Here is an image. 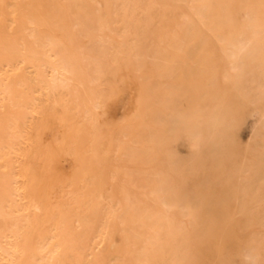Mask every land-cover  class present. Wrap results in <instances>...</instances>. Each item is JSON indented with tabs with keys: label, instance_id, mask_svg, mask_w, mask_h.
Returning <instances> with one entry per match:
<instances>
[{
	"label": "bare ground",
	"instance_id": "obj_1",
	"mask_svg": "<svg viewBox=\"0 0 264 264\" xmlns=\"http://www.w3.org/2000/svg\"><path fill=\"white\" fill-rule=\"evenodd\" d=\"M95 2L0 0V264H264V236L247 229L264 227V205H188L242 203L244 183L264 185V150L229 163L248 175L216 199L175 187L172 172L194 169L167 170L164 138L208 121L218 149L216 125L240 113L212 109L197 83H250L244 103L264 107V0Z\"/></svg>",
	"mask_w": 264,
	"mask_h": 264
},
{
	"label": "rangeland",
	"instance_id": "obj_2",
	"mask_svg": "<svg viewBox=\"0 0 264 264\" xmlns=\"http://www.w3.org/2000/svg\"><path fill=\"white\" fill-rule=\"evenodd\" d=\"M84 1H86L88 4L87 6L90 7L91 11L95 14V8L97 6L95 0ZM10 9L11 6L6 4L4 7H0V14L5 15ZM65 18L67 22H72L71 16L66 15ZM109 20H113V16H110ZM218 66L219 65H214L207 73L209 75H214L218 72L221 75L231 76V72H234L227 67ZM195 69L196 68L189 67L187 71H192L194 73L196 71ZM257 69L256 67L255 70ZM162 70L165 72L169 71L168 68ZM161 83L164 85L163 83L165 82ZM197 85V88H204L209 96L213 97L212 103H215L216 106L213 105L212 109L220 105L229 110H236L239 108L238 110L240 113L238 115L229 113L228 115L222 116L221 120L216 125V134L219 144L218 149L213 148L215 142L212 143V138L208 135V127L210 126L208 121L201 123V134L199 137L188 136L185 132H179L173 139H168L165 136V140L167 139V147L173 151L174 155L170 166L167 165V170L170 171V169L178 167L185 169L188 164H192L194 170L190 175L186 174L184 170L179 174L172 172L171 179L175 187L187 191L192 195L198 192L199 184L207 185L208 192L217 199L224 196L227 191H232L234 189L237 182V175H248L246 171H229V163H233L234 161L239 163V167L245 168L247 163L244 162L240 164L242 161L251 160L254 155L258 157L263 154L264 146H262L261 143L264 141V129L260 127L258 120L260 113L264 111V107L261 108L259 103L251 105L244 103L243 95H251L255 92V87L250 83L242 84L239 93L234 95H229L227 90L228 85H225L222 80H217L215 83H209L208 85H205L203 82L197 83ZM179 103L180 106L177 104L179 109L183 111L187 110V103L185 101ZM262 103L264 104V100ZM196 105L201 108L202 111H207L210 107L206 100L197 101ZM6 113L7 112H5V115ZM206 166L211 167L209 171H204ZM241 190L244 193V195L241 196L243 200L242 203H235L228 200L226 202L203 201L196 204L190 203L188 205L192 207H211L217 209L222 217L226 214L227 210L234 209L238 206L255 207L264 205L259 202L264 199V185L255 186L254 184L249 185V183L246 182ZM232 217L233 223L240 226L244 225V221L240 214L233 213ZM174 221H178V219ZM263 228L264 227L254 226L247 227L251 232L255 231L260 236H264ZM260 246L264 247V242L261 241ZM101 247L102 246L99 245L95 250H101ZM236 263L240 264V259H237Z\"/></svg>",
	"mask_w": 264,
	"mask_h": 264
}]
</instances>
